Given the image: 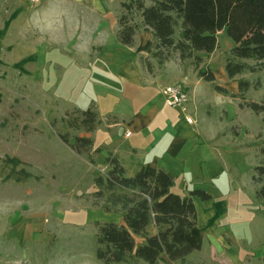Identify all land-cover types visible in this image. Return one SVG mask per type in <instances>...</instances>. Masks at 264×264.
<instances>
[{
  "label": "rangeland",
  "instance_id": "1",
  "mask_svg": "<svg viewBox=\"0 0 264 264\" xmlns=\"http://www.w3.org/2000/svg\"><path fill=\"white\" fill-rule=\"evenodd\" d=\"M100 1L103 16L94 9ZM130 1L0 0V264H101L96 235L111 194L98 188L96 180L108 172L101 146L103 125L117 123L116 117L108 115L119 111V106L114 107L118 100L132 95L129 78L119 76L126 65L122 59L131 51L118 43L115 35L126 12L123 4ZM143 1L148 7L153 4ZM18 12H25L28 20L16 17ZM33 12H42L38 14V27L36 19L30 18ZM59 12L67 13L57 21ZM131 12L133 24L142 30L139 13L135 8ZM95 28L96 33L103 34L100 61L80 71L73 62L79 54H73L77 47L71 37L80 31L82 39L90 38ZM180 37L178 29L176 38ZM218 41L219 48L210 55L203 54L201 64L215 81L201 79V85H197L196 79H191L187 83L196 92L188 112L196 120L195 126L208 138L218 130L221 140L217 153L199 146L192 162L197 155L209 159L219 177L192 188L213 195L212 207L198 205L203 220L227 211L225 228L237 237L233 249L239 251L241 264H247L249 256L251 264H264V201L257 199L260 185L253 180L262 160L264 113L240 106L264 101V68L231 79L226 58L235 41L226 31L218 34ZM37 58L43 67L39 71L42 76H36ZM150 60L153 66L156 59ZM173 60L187 62L188 68L195 70L193 60L182 62L177 56ZM144 61L141 65L147 70ZM172 80L174 75L167 72L152 90L145 87L165 108L169 107L161 88L183 86L170 83ZM241 80L250 83L248 91L242 92ZM218 87L227 94L219 92ZM75 106L92 108L99 114L95 131L68 127V116H78ZM64 134L71 142L78 136L89 137L96 145L76 156L62 142L60 135ZM183 186L180 177L175 191L184 194ZM115 211L118 208L111 212ZM208 246L205 241V248Z\"/></svg>",
  "mask_w": 264,
  "mask_h": 264
},
{
  "label": "trees",
  "instance_id": "2",
  "mask_svg": "<svg viewBox=\"0 0 264 264\" xmlns=\"http://www.w3.org/2000/svg\"><path fill=\"white\" fill-rule=\"evenodd\" d=\"M146 6L143 0L124 3L126 12L120 18L118 41L127 47L134 46L140 26L133 24V8L139 13L143 28L151 30L158 40L151 58L163 67L178 57L182 62L193 60L200 79L215 81L210 70L201 68L203 54L210 55L219 48L218 34L226 31L235 41V47L226 58V71L231 79L246 71L255 72L264 68V0H150ZM130 15V18H129ZM180 29V39H177ZM151 58L143 62L153 72ZM246 60L256 64L250 65ZM241 90L246 92L250 83L241 80ZM219 92L227 90L218 87ZM245 103V102H244ZM248 103V102H247ZM242 109L264 113L262 103L241 104ZM68 116L70 129L93 132L98 124L99 114L92 108L77 110L75 118ZM72 151L83 155L90 151L94 142L88 137L71 138L60 135ZM262 160L255 168L253 180L260 185L257 199L264 201V146ZM106 177L96 180L98 188H105L111 194L108 212L120 208L124 225L105 223L99 226L97 258L101 264H159L166 255L172 262H183L192 253L201 250L202 242L193 231L198 225V214L194 198L210 201L212 196L204 190H195L188 196L172 192L175 177L164 169H143L137 176L129 177L119 159L113 155L107 158ZM99 194V193H98ZM157 227L158 234L151 235L149 228ZM145 241L138 245L136 238Z\"/></svg>",
  "mask_w": 264,
  "mask_h": 264
},
{
  "label": "crops",
  "instance_id": "3",
  "mask_svg": "<svg viewBox=\"0 0 264 264\" xmlns=\"http://www.w3.org/2000/svg\"><path fill=\"white\" fill-rule=\"evenodd\" d=\"M97 9L101 16H103V2L100 1ZM25 12H18L16 17H21L22 20H28L24 16ZM42 12H33L32 17L36 20L35 25H38V14ZM67 12H59L56 20L59 21L60 17L66 15ZM29 18V19H30ZM29 27V26H28ZM38 27V26H37ZM119 25L115 30L117 33ZM96 28L90 38L85 36L81 37L80 31L74 32L71 37L74 48L73 54H79L75 60H73L75 67L84 71L87 67L95 65V62H99L101 54L103 52V34L101 31L96 33ZM118 40V39H117ZM118 43H120L118 41ZM121 44V43H120ZM122 45V44H121ZM158 40L151 30L143 28L139 30L135 36L134 46L127 47L131 54H127L126 58L122 59V63H125L119 70V76L129 78V97H123L116 103L119 106V111H111L108 115L116 117L118 119L115 125H103V154L106 155V165L108 167L107 158L109 155L117 157L121 165L125 168L129 177L137 176L143 169L156 168L164 169L175 177V184L172 188V192L180 196H188L193 190V186L197 184H204L206 181L211 182L219 177V173L213 171V165L210 160H204L197 155L195 157V163L192 162L193 153L199 146L208 147L209 152H218V143L221 142L220 134L218 130L209 137L199 129L196 124V120L188 112L190 110V104L194 99L195 88L187 83L191 79H196L197 85H201V79L197 76V72L193 67L188 68L187 62L181 63L180 61L167 62L163 67L157 64V61L153 60V72L147 71L142 67L141 61L146 58H151L152 54L156 51ZM83 49V51H79ZM78 50V52H77ZM97 50V51H95ZM96 54H99V58L96 59ZM129 55V57H128ZM37 58L38 66L36 70V76H42L43 69L42 64ZM157 70L162 72H155ZM155 69V70H154ZM103 71V68H100ZM155 72V73H154ZM170 72L174 75V80L170 83L183 84V88L189 93L190 102L186 115L194 120V124L187 122L183 112L178 109L165 108L160 103L158 97H151L146 92L145 87L151 89L152 85H157L164 73ZM184 78V81H179ZM168 86V85H166ZM165 86V87H166ZM164 88H161L160 94ZM152 90V89H151ZM125 95V93H124ZM154 95H159L154 93ZM163 95V93L161 94ZM164 98V96H163ZM165 100V99H163ZM166 104V103H165ZM77 107L78 110H82L81 107ZM178 110V111H177ZM84 111V110H83ZM89 138V137H88ZM207 138V139H205ZM211 142V143H210ZM65 144V143H64ZM95 144V140H94ZM211 144V145H210ZM66 145V144H65ZM96 145V144H95ZM99 146L98 148H100ZM66 147H68L66 145ZM68 149H70L68 147ZM71 150V149H70ZM72 151V150H71ZM74 155L80 156L74 151ZM207 156L211 158L208 153ZM192 163V166H189ZM182 177L184 183V194L175 191L178 179ZM191 188V190H190ZM213 198V195H211ZM199 198L195 197L194 202L198 214V225L194 229V235L201 240L202 248L189 255L185 261L172 262L166 255L161 256L159 260L163 264H241L240 253L237 249H233V245L237 241V237L232 230L226 229L224 223V217L227 211L224 210L218 217L211 218L206 216L203 220L200 216L199 206L212 207L213 200L197 202ZM204 203V204H202ZM124 213L118 208V212H108L103 210V224L115 223L118 225H124ZM109 220V221H107ZM100 222V221H99ZM98 223V221L96 222ZM157 227L153 224L149 228L151 235L158 234ZM230 236H228V235ZM7 236H10L9 234ZM137 244L142 245L144 239L137 237ZM205 241H208V249L205 248ZM261 259V258H259ZM249 262L251 264L253 259L249 256ZM255 261V260H254Z\"/></svg>",
  "mask_w": 264,
  "mask_h": 264
},
{
  "label": "built area",
  "instance_id": "4",
  "mask_svg": "<svg viewBox=\"0 0 264 264\" xmlns=\"http://www.w3.org/2000/svg\"><path fill=\"white\" fill-rule=\"evenodd\" d=\"M165 103L169 108L178 109L184 113L186 120L190 124H194V120L186 115L190 102L189 93L182 86H168L163 89Z\"/></svg>",
  "mask_w": 264,
  "mask_h": 264
}]
</instances>
